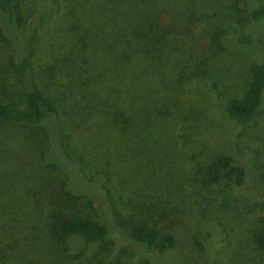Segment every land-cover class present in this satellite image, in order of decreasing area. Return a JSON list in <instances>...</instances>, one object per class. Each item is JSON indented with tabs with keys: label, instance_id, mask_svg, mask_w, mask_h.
<instances>
[{
	"label": "trees",
	"instance_id": "trees-1",
	"mask_svg": "<svg viewBox=\"0 0 264 264\" xmlns=\"http://www.w3.org/2000/svg\"><path fill=\"white\" fill-rule=\"evenodd\" d=\"M44 1L51 2L56 12L64 7L57 29L60 34L46 44L52 46L51 43L61 36L60 47L63 46L57 53L50 54V62L39 71L44 77L40 80L38 76L41 86L33 80L24 54L19 60L16 57L15 70L22 80L23 106L0 102V126L44 130L51 154L61 141L58 118L62 114L74 122L68 130L75 141H81L90 148L91 154L100 157L107 154L103 143L105 140L110 142L112 136L117 137H114L117 141H112L117 145L131 139L135 142L136 136L139 140H144L145 136L147 143L150 139L156 141L165 136L167 128H172V122L176 123L175 128L182 131L190 128L191 122L195 123L192 119L187 120L189 114L180 110L179 100L181 85L184 89L189 80L204 72L190 49H184L186 42L192 46L191 40L194 38L205 47L196 17L197 13H201L202 4L193 6L192 0ZM244 6L249 20L247 27H250H246L242 35L236 33L217 37L215 34L213 50L234 48L227 44L246 49L255 47L253 26L264 21V2L255 5L246 0ZM17 9V0H0V16L11 25L10 30L15 29L13 25L19 20ZM16 39L13 35L11 41L15 42ZM23 45V42L19 45L21 53ZM182 54L186 58L182 59ZM57 57H63V74L70 77L73 73L74 79L68 92L60 90L61 78L59 81L53 68ZM211 84L219 103L213 102L208 108H214L222 101L217 83L213 81ZM52 86L54 88L51 89ZM64 99L66 103L69 101L68 105ZM223 100L225 114L234 126L240 129L250 127L264 108V60L256 59L249 64L246 87L241 96ZM63 107L68 111L63 110ZM90 134L98 135L101 144L94 141ZM121 134L125 135L124 140L118 137ZM202 134L196 131L193 138L203 137L215 149V154L199 171L204 174L202 178L224 181L237 192L244 187V167L229 151L222 150L226 149L223 143L217 147ZM181 136L183 138L184 135L178 133L177 137ZM165 143L163 151L167 152L166 140ZM170 143H173L172 138ZM3 144L0 141V149L4 148ZM14 148L30 158L22 142ZM14 148L9 151L13 153ZM52 155L49 162L56 165L65 176L60 186L62 191L69 197L75 193L87 196L91 206L96 207V218L85 214L62 213L58 210L61 205L57 200L59 196L55 194L54 197L47 196V201L39 200L32 191L25 190L20 184L14 168L9 172L5 170L6 174L0 176V264H75L72 260L78 258V253L86 246L90 245L91 251H95L99 245L108 242L107 247L102 246L107 252L113 241L112 235L123 240L129 239L140 248L149 247L157 254L166 253L175 246V236L170 230L173 221L165 225L162 223L168 213L163 212L157 202L143 198L135 205L136 214L146 212L157 224L155 221L150 223L148 219L132 224L120 221V213L112 205L113 198L122 200L123 207L131 208L134 205L127 202L122 194L127 191L128 176L120 159L111 158L108 162L110 169L95 171L93 178L86 180L84 173L78 171L76 163L64 158L62 162L66 167L56 155L54 158V153ZM9 159L3 156L0 161L10 164ZM32 163L35 165V161ZM150 166V161L146 166L136 165L137 168H143L141 176L145 179L149 176L154 178L156 174ZM22 167L25 169V166ZM26 172L31 174L33 183H37L31 166ZM77 180L84 187L78 188ZM101 182L108 184V187H101ZM113 191L119 194L115 195ZM21 193L28 196L23 205L18 202ZM33 206L39 207L36 217L42 221L40 226L31 213ZM22 208L28 214H24L23 218ZM254 238L264 253V232L256 233ZM70 253L73 257H69ZM112 256L114 252L109 253V258ZM96 262L104 264V256L98 254Z\"/></svg>",
	"mask_w": 264,
	"mask_h": 264
},
{
	"label": "rangeland",
	"instance_id": "rangeland-1",
	"mask_svg": "<svg viewBox=\"0 0 264 264\" xmlns=\"http://www.w3.org/2000/svg\"><path fill=\"white\" fill-rule=\"evenodd\" d=\"M192 1L194 3L191 5L195 4L196 7L202 4L201 13L195 14L197 20L199 19L200 35L205 39V47L199 45L195 38L191 40L192 46L188 42L184 45V49L189 48L192 56L204 68V72L195 75L196 78H203L189 80L184 89L183 84L181 85L180 110L189 114L187 120H194L195 123L191 122L189 125L192 130H178L175 128L176 123L172 122V128H167L161 139H146L149 140L146 143L145 136L144 140L133 136L136 144L131 139L119 144L120 147L112 142L117 141L114 139L116 136H112L110 142L105 140L103 143L107 154L96 157L89 152L88 146L81 141H75L68 130L74 122L61 114L58 126L62 137L57 149L52 150L54 158L56 155L63 166H66L62 162L64 158L76 163L78 171L84 173L86 180L92 179L95 171L105 172L104 168L110 169L108 162L111 158L120 159L128 176L127 191L122 194L127 202L134 204L131 208L123 207L122 200L113 198L112 205L120 213V221L132 224L148 219L150 223L154 222L153 217L146 212L136 214L135 205H138L140 199L144 200L143 198L157 202L161 210L168 213L162 223L165 225L173 221L170 230L175 236V246L166 253L157 254L149 247L140 248L129 239L123 240L112 235L113 241L107 252L102 246L107 247L108 242L99 245L95 251H91L90 245L86 246L78 253V258L72 260L75 264H96L98 254L104 256V264H264V253L254 242L256 233L264 232V108L250 127L240 129L225 114L223 100L241 96L246 87L249 64L256 59L264 60V21L253 26L256 37L254 48H238L236 45L227 44L234 48L213 50L215 34L217 37L236 33L242 35V31L249 25L244 8L246 0ZM249 1L255 5L264 2ZM17 4L19 20L13 25L14 30H10L11 25L0 16V102L22 107L23 88L20 74L15 70L16 57L19 60L24 54L23 58L30 65L33 80L41 86L39 81L44 77L39 71L50 62V54L57 53L63 46L60 47L61 36L51 43L52 46L46 44L60 34L57 29L64 7L56 12L55 6L44 0H17ZM12 34L17 37L15 42L11 41ZM22 42L23 53L19 50ZM182 55V59L186 58L185 54ZM62 58L57 57L53 68L59 81L61 78L60 90L68 92L74 78L73 73L70 77L63 74L65 66L61 65ZM38 76L41 77L40 80ZM213 81L217 83V91L222 93V101L220 105L208 108L213 102L219 103L211 84ZM63 101L66 103L65 99ZM66 109L63 107V110ZM196 131L209 137L217 147L223 143L226 149L222 150L229 151L240 162L245 170L244 187L235 192L224 181L202 178L204 174L199 171L215 154V149L203 137L194 139L193 134ZM178 133L184 135L183 138H178ZM89 136L100 142L98 135ZM118 137L123 140L126 138L124 134ZM47 138L45 131L39 128L0 126V141L4 142V151L0 149V158H10V164L0 161V176L6 174L5 170L9 172L14 168L20 184L25 190L32 191L39 200L47 201V196L54 197L56 194L61 203L58 210L62 213L85 214L96 218V207L91 206L87 196L75 193L69 197L62 191L65 176L56 165L49 162L53 155L49 154ZM171 138L173 143H170ZM162 139L167 141V152L163 151L166 143ZM19 142L23 143L24 151L31 159L15 150L14 147ZM12 148L13 153L9 151ZM149 161L150 168L156 174L154 178L149 176L145 179L141 176L143 168H137L136 165L138 163L146 166ZM30 166L37 183H33L31 174L26 172ZM77 184L78 188L84 187L81 181L77 180ZM100 184L101 187H108L107 183ZM113 192L115 195L119 194ZM25 198L28 196L21 193L18 202L23 205ZM22 210L23 218L28 214L23 208ZM37 210L39 207L33 206L31 213L35 216L33 220L40 226L42 221L37 220ZM110 252H114L111 258ZM69 257H73V254L70 253Z\"/></svg>",
	"mask_w": 264,
	"mask_h": 264
}]
</instances>
